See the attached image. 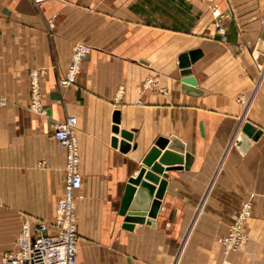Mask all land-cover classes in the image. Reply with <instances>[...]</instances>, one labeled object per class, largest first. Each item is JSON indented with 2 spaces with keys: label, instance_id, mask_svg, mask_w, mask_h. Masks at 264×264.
<instances>
[{
  "label": "crops",
  "instance_id": "1",
  "mask_svg": "<svg viewBox=\"0 0 264 264\" xmlns=\"http://www.w3.org/2000/svg\"><path fill=\"white\" fill-rule=\"evenodd\" d=\"M263 14L264 0H0V256L24 222L32 232L53 218L67 156L53 125L74 116L78 264H264ZM75 42L91 50L61 85ZM196 49L187 89L179 56ZM171 137L190 160L158 156V181L143 179L155 215L124 223L128 180L150 169L159 139L160 154L176 152ZM244 202L247 240L224 252L219 238Z\"/></svg>",
  "mask_w": 264,
  "mask_h": 264
},
{
  "label": "built area",
  "instance_id": "2",
  "mask_svg": "<svg viewBox=\"0 0 264 264\" xmlns=\"http://www.w3.org/2000/svg\"><path fill=\"white\" fill-rule=\"evenodd\" d=\"M90 49L86 44L72 47L70 64L60 80L61 85L74 82L79 66ZM44 71L43 68H38L29 73L30 106L35 111L42 109L39 78ZM75 125L74 116H68L53 125L54 137L67 150L63 195L56 200L53 218L50 221H40L32 232L28 222H24L14 246L0 256V264H78L75 192L82 186V177L74 135ZM249 215L250 204L244 202L234 215L227 233L219 238L224 252L242 247L246 240L242 228Z\"/></svg>",
  "mask_w": 264,
  "mask_h": 264
},
{
  "label": "water",
  "instance_id": "3",
  "mask_svg": "<svg viewBox=\"0 0 264 264\" xmlns=\"http://www.w3.org/2000/svg\"><path fill=\"white\" fill-rule=\"evenodd\" d=\"M262 23L264 27V14L262 15ZM262 36L264 37V29L262 31ZM200 50H190L187 53H183L179 56V67L181 68L180 74L182 75V81L185 83L187 89H193L192 87L196 85V80L193 75L190 74V65L193 63L199 56ZM114 121L117 122L118 119L114 118ZM116 130V127L114 128ZM123 137H128L129 134L122 132ZM168 141L166 139H159L156 142V146L151 148L146 157L144 158L143 163L148 166L150 169L146 170L141 168L134 178L128 180V184L125 187V191L122 194L120 201L119 213L124 217L125 222H142L144 221V216H154L155 211L158 205V200H152L153 186L147 184L143 179L151 181L153 183L158 181V176L156 173L162 171V167L153 161L160 156V162H172L178 161L179 163L185 159V164L187 165L190 160V156L186 154L183 156L181 153L183 151L182 143L175 137L170 138L169 148L173 149L176 152L165 150L160 154V148H163ZM250 141L244 134H239L235 145L241 147L245 150L249 145ZM135 185H139L137 193H135ZM160 194L156 195L158 199ZM123 227L130 228L126 224H123Z\"/></svg>",
  "mask_w": 264,
  "mask_h": 264
},
{
  "label": "rangeland",
  "instance_id": "4",
  "mask_svg": "<svg viewBox=\"0 0 264 264\" xmlns=\"http://www.w3.org/2000/svg\"><path fill=\"white\" fill-rule=\"evenodd\" d=\"M76 44H86V43H81V42H75V43H73L72 44V46H71V52H70V59H69V63H68V65L70 64V60H71V54H72V47L74 46V45H76ZM86 45H88V44H86ZM91 48V47H90ZM91 50V49H90ZM68 65H67V67H68ZM67 69V68H66ZM79 70H80V66H79V69H78V72H79ZM65 72H66V70H65ZM78 72H77V74H76V76H75V80H76V77H77V75H78ZM30 73V72H29ZM65 74V73H64ZM29 78V77H28ZM29 80V79H28ZM75 80H74V82H75ZM74 82H71V83H69V84H72V83H74ZM28 85H29V94H30V99H31V92H30V80L28 81ZM3 101L4 100H0V103H3ZM246 221V220H245ZM244 233V232H243ZM245 235V234H244ZM245 237H246V240H247V236L245 235ZM246 240H245V242H246ZM245 242L243 243V245L245 244ZM242 245V246H243ZM231 250H236V249H231ZM231 250H229V251H231Z\"/></svg>",
  "mask_w": 264,
  "mask_h": 264
}]
</instances>
